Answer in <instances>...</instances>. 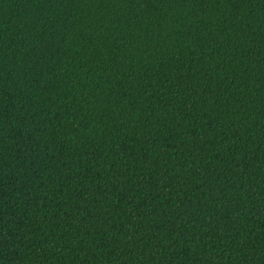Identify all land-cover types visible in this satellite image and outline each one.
<instances>
[{"label": "trees", "instance_id": "1", "mask_svg": "<svg viewBox=\"0 0 264 264\" xmlns=\"http://www.w3.org/2000/svg\"><path fill=\"white\" fill-rule=\"evenodd\" d=\"M0 264H264V0H0Z\"/></svg>", "mask_w": 264, "mask_h": 264}]
</instances>
